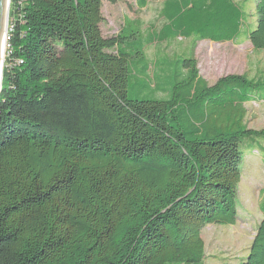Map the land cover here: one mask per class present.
Here are the masks:
<instances>
[{"label":"trees","instance_id":"1","mask_svg":"<svg viewBox=\"0 0 264 264\" xmlns=\"http://www.w3.org/2000/svg\"><path fill=\"white\" fill-rule=\"evenodd\" d=\"M164 1L167 22L143 38L138 19L104 35L103 0H11L0 264H203L205 226L237 223L241 144L264 136L245 104L264 99V77L210 84L193 53L174 61L172 94L133 98L143 43L183 38L194 50L241 35L231 0ZM254 16L249 38L262 51L264 0ZM241 264H264V219Z\"/></svg>","mask_w":264,"mask_h":264},{"label":"rangeland","instance_id":"2","mask_svg":"<svg viewBox=\"0 0 264 264\" xmlns=\"http://www.w3.org/2000/svg\"><path fill=\"white\" fill-rule=\"evenodd\" d=\"M240 9L242 17L240 38L233 41H197L194 50L190 39L176 41L156 40L143 43L145 58L136 55L131 60L129 94L133 98L168 97L174 88V61L192 58L198 61L200 74L211 84L230 74H248L251 78L264 77V50H256L249 38L255 27L258 0H231ZM164 0H103V33H119L128 19L142 23L143 38L153 29L162 28L167 20L161 15ZM138 26V25H136ZM137 48L138 45H135ZM188 50V51H187ZM183 52L186 55H183ZM263 96V95H262ZM246 123L255 130L264 129V99L249 101ZM244 152L242 180L238 187L239 219L235 226L210 223L202 231L206 242L203 264H236L240 255L246 256L252 246L257 228L264 219V136L247 137L241 144Z\"/></svg>","mask_w":264,"mask_h":264},{"label":"water","instance_id":"3","mask_svg":"<svg viewBox=\"0 0 264 264\" xmlns=\"http://www.w3.org/2000/svg\"><path fill=\"white\" fill-rule=\"evenodd\" d=\"M10 7L11 0H0V45L3 41L4 51L0 54V92L2 90L3 76H4V63L8 43L9 21H10ZM1 49V46H0Z\"/></svg>","mask_w":264,"mask_h":264},{"label":"crops","instance_id":"4","mask_svg":"<svg viewBox=\"0 0 264 264\" xmlns=\"http://www.w3.org/2000/svg\"><path fill=\"white\" fill-rule=\"evenodd\" d=\"M204 40H205V39H204ZM204 40H203V41H204ZM175 41H176V40H175ZM199 41H202V40H199ZM217 43H218V42H217ZM206 80H207V79H206ZM210 84H211V83H210ZM214 84H215V83H214ZM238 219H239V217H238ZM262 220H263V219H262ZM237 223H238V221H237ZM237 223H236V224H237ZM236 224H235V225H236ZM235 225H230V226H235ZM257 231H258V228H257ZM256 234H257V232H256ZM256 234H255V236H256ZM255 236H254V237H255ZM205 249H207V248H206V242H205ZM250 249H251V247H250ZM249 253H250V250L247 251L246 256H244L245 253H243V255H240L239 258H238V262H237L236 264H241L244 260H246V259L248 258V256H249ZM228 264H229V263H228Z\"/></svg>","mask_w":264,"mask_h":264},{"label":"bare ground","instance_id":"5","mask_svg":"<svg viewBox=\"0 0 264 264\" xmlns=\"http://www.w3.org/2000/svg\"><path fill=\"white\" fill-rule=\"evenodd\" d=\"M1 49H0V54L2 55L3 54V51H4V43H3V41L1 42ZM1 65V64H0Z\"/></svg>","mask_w":264,"mask_h":264},{"label":"built area","instance_id":"6","mask_svg":"<svg viewBox=\"0 0 264 264\" xmlns=\"http://www.w3.org/2000/svg\"><path fill=\"white\" fill-rule=\"evenodd\" d=\"M9 34V33H8ZM9 37V36H8ZM9 39V38H8Z\"/></svg>","mask_w":264,"mask_h":264}]
</instances>
